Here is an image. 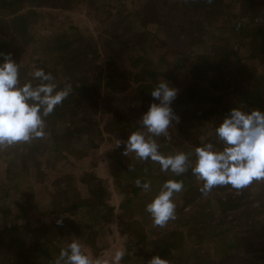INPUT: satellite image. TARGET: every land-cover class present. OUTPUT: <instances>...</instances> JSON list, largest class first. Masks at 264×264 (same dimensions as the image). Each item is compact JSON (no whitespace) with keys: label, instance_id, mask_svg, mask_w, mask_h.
<instances>
[{"label":"trees","instance_id":"trees-1","mask_svg":"<svg viewBox=\"0 0 264 264\" xmlns=\"http://www.w3.org/2000/svg\"><path fill=\"white\" fill-rule=\"evenodd\" d=\"M106 1L108 0H0V30L3 25L8 26L3 33L0 31V51L8 53L9 41L18 38L22 39L25 44L16 56L21 66V83L29 78L31 65L36 64L46 72L53 74L58 87L62 88L66 83L72 85L69 95L46 118L47 134L45 137L6 147L8 155L17 147L24 150L23 155L16 159L18 163H7L2 171L3 175H6V180H8L12 166L16 168L15 165L18 164V169L26 176L29 166L35 169L38 159H47L51 162L52 169L51 173L46 170L44 176L48 178V175L54 173L53 176L60 183L61 193L57 194L51 189L41 188L34 189L31 193L18 192L13 199L11 198L12 185L23 182L24 178L20 176L6 183L4 189L0 191V264H51L60 247L73 238L63 229L65 223L73 218V214L81 216L87 223L85 233L89 229H94L97 237H105V233L111 232L107 226L111 222L113 206L108 203V199L114 193L118 197V208L134 205L137 210V217L129 220L117 214L119 221L117 234L124 238L126 236L124 245L126 255L122 259L124 264H128L134 257L138 260L136 264H146V261L153 255L157 254L163 258L172 252L178 264H215V256L220 258L230 256L229 249L235 241L250 247L246 237L249 230L252 231L257 227L260 231L259 236H264V182H258L259 191L254 196L257 201L256 212L260 217L251 223L248 230L241 231L238 235L231 234L233 231H229L227 221L220 219L221 216L218 221L205 224L199 233L200 242L197 246L184 245L180 227L185 224L182 221L183 216L191 218V213H184L183 210L187 204L195 200L197 195L202 193L200 191L202 181H198L190 169L180 176H172L171 173L160 171L158 163L150 160L140 162L131 153L129 156L132 159V167L128 168L121 159L122 149L115 147V144L117 139L126 140L129 133L138 128L140 117L135 119L130 115H125L128 107L139 104L144 113L149 104L154 102L150 95L151 89L162 80L167 81L171 87L177 85L178 93L171 107L181 118L178 125L169 127L170 138L164 146L159 145L158 150L163 155H169L176 143L183 149L187 148L189 152L206 142H213L219 147L220 145L214 138V128L232 107L248 111L257 108L264 111V0H211V2L209 0H163L149 10L142 9L134 12L137 16H141L142 13L154 16V22L157 24L155 32L132 22L129 30H120L114 34L112 25L116 14L121 15L123 10L112 11L117 7L114 1L120 5L118 0H110L112 6H108ZM43 4H53L68 10L83 9L92 18H97V22L102 26L100 33L94 37L91 33L74 29L72 32L50 34L33 40L27 27V15L32 14V10L24 8V5ZM180 5L188 9L202 10L203 15L194 21L199 25V29L214 28L213 22L219 20L221 22L217 27L219 35L215 37L214 45H207L203 49H197L193 40L186 36L189 48L185 46L186 51H180V58L172 63L166 60V53L172 48L169 45L171 43L162 41L163 50L154 58L151 53L153 52L152 40L153 38L162 40L165 38V33L169 29L172 30L176 23L170 16ZM121 17L124 18L125 15ZM208 17L212 21L208 24L212 27L208 26L207 22L205 23L209 20ZM106 35L111 40H106L108 38ZM112 37L118 39L113 42ZM227 37L233 38V47L229 45V41H226L229 39ZM105 41L112 42L110 46H107ZM144 42L149 44L148 52H143L141 49ZM112 43L116 49L123 47L126 51L135 52L134 55H130L133 52L129 54V61L131 66L138 70L137 72L146 76L143 77L144 80L135 82L126 79L119 85L110 83L107 78L110 74L105 73L100 58L101 51L105 52L107 67L111 68L116 64L118 53L114 52L115 47L110 48ZM221 57H233L236 62V69L230 80L227 76L220 77L218 74L217 70L223 69L220 64ZM158 64H163L164 68L166 65L176 66L178 69H183L185 75L183 77L182 74L180 78H177L174 74H166L158 70ZM113 70L120 75L129 74L125 68H123V73L121 70ZM243 76L250 78L249 87H244ZM223 94L230 99L234 97V99L228 105H223L220 103ZM208 100L219 104L216 106L218 109L209 106L205 111L214 120L211 133L205 134L201 132L198 124L205 120L203 119L205 113L199 114L198 110L202 107V102L205 103ZM96 112L106 116L104 130L107 140H113V147L109 149V153L114 155L112 162L117 166L113 173L112 189L104 179L94 174L83 172L74 175L70 172L79 166L75 159L80 149L78 145L75 147L78 141L85 143L88 139L90 140L87 145L89 154L91 148L96 149L97 147L91 135L101 134L94 122ZM123 121L126 123L124 126L121 125ZM123 127L124 129H121ZM201 137L202 140L199 141ZM64 138H69L72 144L67 147L69 148L67 150H61L57 142ZM160 138L161 136L155 137L157 143ZM97 157L92 155V158H89L90 163L96 161ZM189 158L194 159L192 156ZM0 159L1 162L6 160L1 156V152ZM89 159L85 158L84 161ZM64 169L66 170L58 175ZM122 171H125L126 177H133L135 180L140 178L141 182L150 181L151 191L144 192L135 186L134 181L133 183L123 182L120 176ZM167 179L183 182V190L174 198L175 219L166 223L167 226L177 227L176 232L174 236L163 240L151 239L149 237L151 233L146 230L150 231V228L153 229L156 226L152 224L151 217L145 211V205L156 194L160 184ZM228 188L229 186L226 185L212 188L217 191L214 195V203L219 206V211L223 215L225 214L223 207L227 206L230 201L233 206H237L242 197V193L233 196V193L225 192ZM221 192L223 194L219 195ZM4 209H8V212ZM40 209L45 212L43 213L45 218H33V211H37L39 215ZM242 217L244 216H238V218ZM57 219H61L62 223L57 224ZM210 228L217 229L216 234L211 235L213 254L210 251H200L201 240H205L203 237L209 234ZM38 235L42 236L38 237ZM134 239H137L136 244H133ZM178 239H181V245L177 244ZM132 245L139 246L138 250ZM92 247L94 250L99 248L95 244H92ZM145 252L149 253L145 255ZM256 260L255 257L245 259L244 264L257 263Z\"/></svg>","mask_w":264,"mask_h":264},{"label":"rangeland","instance_id":"rangeland-1","mask_svg":"<svg viewBox=\"0 0 264 264\" xmlns=\"http://www.w3.org/2000/svg\"><path fill=\"white\" fill-rule=\"evenodd\" d=\"M120 5L116 4L114 1V5H117L116 8H113V12H120L123 10V13L121 15L117 16L115 21L112 25L113 27V34L119 32L120 30H129L132 26V22L138 23L142 28L144 29H150L153 30L152 32H155L154 30L157 28V24H155V18L154 16H150L148 13H142L141 16H137L134 12L140 11L142 9H151L155 4L161 3L163 0H118ZM108 6L110 5V0L106 1ZM122 4V5H121ZM121 6V7H120ZM31 9L32 14L27 15L28 20V28L30 30V34L32 35L33 40H38L42 36L46 35H52L55 33H61V32H72L77 29L83 32L91 33L94 37H97L100 33L99 30L102 27L101 24L97 22V18H92L89 16V14L85 13L83 9H63L57 5L53 4H43L39 6H28L24 5V8ZM125 15L124 18H122V15ZM203 15L202 10L199 9H188L183 6H179L178 9L174 10L172 12V19L176 23L175 26L172 27V30L167 31L165 33V38H162V40H157L156 38H153L152 42V48L153 52L152 56L156 58V55L158 56L159 53L163 50V42L167 41V43H171L169 45L172 46L170 49V52L166 53V60L174 61L178 58L180 51H186L187 41L186 36L191 38L193 40V43H195V46H197V49H203L207 45H214L215 37L218 36L217 27L221 24L219 20L216 22H213L214 28H201L199 29V25L197 22H194L195 19L199 16ZM209 20L205 21V23L212 27L211 24V18L208 17ZM215 21V20H213ZM136 25V27L138 26ZM202 24V23H201ZM8 28V26L5 24L1 28L0 31H3ZM107 36V35H106ZM106 40H111L109 36ZM113 42L114 40L118 39L117 37H112ZM229 38V37H227ZM221 41V40H219ZM218 41V42H219ZM226 41H229V45L233 47L234 40L232 37L227 39ZM24 41L22 39H17L13 41H9L8 45V53H11V58L13 60H16V56L19 50L22 49V47L25 46L23 43ZM104 42V41H103ZM112 41H105V45H109ZM221 43H223L221 41ZM115 47L114 44H111V47ZM189 48V46H187ZM142 51L148 52L150 50L149 44L144 42L142 45ZM118 53V59L116 61V64L111 66V68L107 67V59L105 57V52L101 51V58L100 63L102 64V67L105 73L110 74L107 78H109L110 83H118L121 84V82H124V80L129 79V81H141L144 80V76L142 73L137 72L134 67L131 66L129 61V54L133 52V50L126 51L123 47L120 49H116L115 51ZM135 52H133L130 55H134ZM17 61V60H16ZM223 67L221 70H217L220 77L227 76V78L230 80L232 73L236 69V62L234 61V58L232 57H221V63ZM163 64H158V70L165 72L166 74H174L175 77L180 78L183 74L184 77V71L183 69H178L176 66H170L166 65V68L162 66ZM181 65V64H178ZM35 66L37 68H40V66L36 64H32L29 68V71H31L32 67ZM123 68H125L127 71H129L128 75H120L117 72H115L113 69L120 71L123 73ZM248 76V75H247ZM247 76H243L244 80V87H249V79ZM157 79H160L157 77ZM173 87H177V85H173ZM86 98V97H85ZM84 98V99H85ZM234 97H227L226 94H223L222 99L220 100V103L223 105H228V103L233 100ZM219 103L210 102V100L206 101L205 103L202 102V107L198 110V113L201 114L202 112L205 113V111L209 108V106L213 109H216L217 105ZM218 109V108H217ZM130 115L132 118H139L142 113V108L139 104L132 105V107H128V110H126L125 115ZM206 116V117H205ZM205 116L201 122H199V127L201 132H204L205 134L211 133L212 126L214 124V120L208 113H205ZM180 117V116H179ZM106 116L101 115L100 112L95 113L94 122L95 125H97L98 129L101 131V134H91L94 137V143L97 144L96 149L93 147L90 149V154L87 150V145H89V139L84 143V141H78L77 144H75V147L78 145L80 148L77 157L75 158L78 162L77 168L72 169L70 172L74 175H78L80 173L86 172L89 174H94L96 177H99L101 179H104L105 182L110 186L112 189V180H113V173L116 168V164H114L113 158L114 155L109 153V149L112 148L113 140L108 141L106 131L104 130L106 128ZM181 121V118H180ZM179 121V123H180ZM179 123L173 122V125H178ZM126 123L123 121L121 125H125ZM172 125V126H173ZM127 127V126H126ZM196 127V125H195ZM113 129V128H112ZM118 129V128H117ZM121 129H124L121 128ZM113 130H116L114 128ZM120 130V129H119ZM91 138V137H90ZM202 140V137L199 141ZM59 147H61V150H67L68 146H72L70 144L69 138L59 139L58 141ZM167 142V140L161 136L159 142L157 143L160 146H164V144ZM176 142V141H175ZM178 143H176V147L174 146L173 149L169 152V155L175 154L176 152L183 151L185 153H188V149L177 146ZM182 145V143H180ZM124 145L123 143L120 145V149H123ZM191 147V146H189ZM4 149V148H3ZM24 150L21 147H17L12 150L10 155L7 154L6 148L4 150L0 149L1 156L5 157L6 160L4 162H1L0 159V191L3 190L6 183L9 181H14L17 178L21 176L23 179V182H20L17 185H12L11 187V193L13 195L11 198L14 199L18 195V192L27 191L29 193L33 192V190L38 189H51L53 192L60 194L61 193V186L58 182V179L53 176L55 175H48V178H46L44 173L46 170L50 171L52 169L51 162H49L47 159H38V162L36 164L35 169L31 166L28 167V173L26 176H24V173L20 171L18 164L15 165L16 168L12 166V170L8 175V180H6V175H3L2 171L6 167L7 163L16 162L19 161L16 160L20 156L23 155ZM121 152V159L123 160V163L126 164L128 168L132 167V159L128 155V157L122 155ZM8 155V156H7ZM92 155L98 156L96 161H92L90 163V159L92 158ZM85 158H88L89 160L84 161ZM82 159V160H80ZM80 160V161H79ZM66 169L60 171L58 175H60L63 171ZM51 173V171H50ZM121 180L126 183H133L135 181V178L133 177H126L125 171L120 173ZM125 179V180H123ZM10 183V182H9ZM129 189V187H128ZM258 182L253 181L249 186L245 187L240 190H235L231 187H229L225 192L233 193L234 195H241L242 197L239 199V204L237 206H233L231 201L227 204V206L223 207L225 214H221L219 211V206H216L214 203V195L217 193V191H209L207 194H199L195 197V200L191 203L187 204L183 210L184 213H191V218L184 217V225L180 227V230L182 231V238L184 241V245H196L200 242V235L199 233L202 231L203 227L207 223H212L213 221H218L219 218L223 219L224 221H227V226L229 231L232 230L233 233L231 234H240L241 231L248 230L250 228L251 223L260 217L258 213L256 212V204L257 201L254 199V196L258 194ZM36 192V191H35ZM223 192H221L219 195H222ZM11 199V200H13ZM236 202V201H233ZM108 203L113 206V211L111 215V222L108 223L107 229H109L111 232L105 233V237H97L96 231L94 229L87 230L86 225L87 223L81 216H76L73 214V218H71L69 221H67L64 226V231L69 233L72 237H77L80 239L81 244L84 246V249L90 254L92 257H100L101 259L107 258L111 255L112 251L115 248L123 247L126 242V236L125 238L117 234V224L119 223L117 219V214L119 213L122 218L129 220L137 217V210L134 207V205H128L122 208H118V197L117 194L114 193L112 197H109ZM13 203H11L12 205ZM10 209L12 207L10 206ZM222 209V208H221ZM5 212H8V209H4ZM42 214L38 215L37 211H33L32 216L33 218L37 219V217H41L40 219L45 218V212H43L42 209L39 210ZM239 215H243L244 217L238 218ZM121 218V219H122ZM175 224V222H174ZM176 228L174 225L167 226L166 224L163 227L156 226L153 229L148 231L150 234V238H160L164 239L166 237L174 236L176 232ZM105 231V230H104ZM42 234V231H40ZM217 229H211L208 235L204 236L205 240H201L200 245H202V248L200 251H210L212 254L214 253L212 251V242L213 238L211 237L212 234H216ZM259 229L256 227L252 231H248L246 233L247 237V244L250 243V247H247L245 244L241 245L238 243V241H235V244H232V247L229 249V254L227 258H220L219 256H215V264H244L245 259H251L255 257L257 259L256 262H253V264H264V236H259ZM38 234V233H37ZM42 235H38V237H41ZM148 237V239H150ZM136 244L137 239L133 240ZM238 243V244H237ZM92 244H95L96 247H99L98 250H94L92 247ZM177 244L181 245V239L177 240ZM208 245V247L206 246ZM134 246V245H132ZM138 247L139 246H134ZM146 249V248H145ZM151 251V250H150ZM149 251V252H150ZM149 252H145V255H147ZM169 261V264H178L177 259L175 257V254L172 252V254L167 255L163 257ZM138 263L137 258L131 259V261L128 264H136ZM121 264L122 263L121 261Z\"/></svg>","mask_w":264,"mask_h":264},{"label":"clouds","instance_id":"clouds-1","mask_svg":"<svg viewBox=\"0 0 264 264\" xmlns=\"http://www.w3.org/2000/svg\"><path fill=\"white\" fill-rule=\"evenodd\" d=\"M211 2V0H209ZM20 64L11 53L0 51V149L27 143L46 136V118L72 91L66 83L58 87L55 77L43 68L32 67L28 79L20 80ZM178 89L162 80L150 91L154 102L138 120V128L126 140L117 139L115 147L123 143L122 155L129 153L140 161L150 160L159 164L160 171L180 176L189 169L202 181L200 191L207 194L216 186H229L240 190L253 181L264 182V111H250L232 107L214 128L215 141L196 146L191 152L163 155L158 150L155 137L169 139V127L179 123L180 117L172 107ZM192 156L194 159H190ZM144 192L151 191L148 180L134 181ZM183 190L181 180L167 179L146 203L145 211L154 226L163 227L175 219V195ZM62 223L61 219L56 220ZM126 255L123 247L115 248L107 258L92 257L80 239L73 237L60 247L51 264H121ZM146 264H169L160 255H153Z\"/></svg>","mask_w":264,"mask_h":264}]
</instances>
